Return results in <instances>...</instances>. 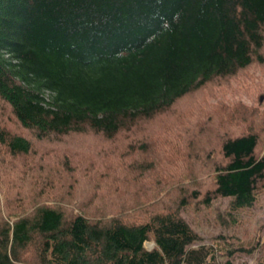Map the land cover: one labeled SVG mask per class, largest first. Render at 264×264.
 Masks as SVG:
<instances>
[{
	"label": "trees",
	"instance_id": "1",
	"mask_svg": "<svg viewBox=\"0 0 264 264\" xmlns=\"http://www.w3.org/2000/svg\"><path fill=\"white\" fill-rule=\"evenodd\" d=\"M252 67L264 75V0H0V160L36 187L32 203L21 190L9 202L0 175V264H214L181 210L215 198H228L231 213L255 203L263 96L251 106L219 98L221 114L184 132V157L196 164L203 153L211 169L179 167L156 122ZM78 134L118 157L102 153L105 170L63 177L57 190L45 173L53 149L37 144ZM112 169L127 177L106 183Z\"/></svg>",
	"mask_w": 264,
	"mask_h": 264
},
{
	"label": "rangeland",
	"instance_id": "2",
	"mask_svg": "<svg viewBox=\"0 0 264 264\" xmlns=\"http://www.w3.org/2000/svg\"><path fill=\"white\" fill-rule=\"evenodd\" d=\"M259 95H262L263 99L261 103H257V106L263 110L264 75L262 76L256 67L249 69L248 74L245 76L228 78L225 83L217 80L212 85L189 96L185 102L184 100L179 102L169 114L161 116L156 122V128L160 134L159 138L165 139L163 143L169 146L170 153H179V167L189 168L198 165L203 161V153L196 164H192V161L187 156L184 157V153H182L184 147L179 140L183 137L184 132L189 130L188 135H191V132L195 133V131H200L201 133L202 129L208 126L207 120H210V116L214 115L212 111L221 114L222 108L219 104H215L219 98L232 103L240 102L251 106L256 105L252 97L257 98ZM198 101L201 103L198 104ZM209 104L211 105L209 106ZM198 110H200L198 116L194 115ZM201 113L202 116L200 117ZM8 125L12 129L18 130L14 123L9 122ZM66 137L62 141L50 139L37 144L39 152L41 148H44L41 149L42 151L53 149L52 155L50 153V155L46 156L50 170L49 172L46 170L45 173L47 172V177H55L54 182L57 190L65 189L67 186V182L64 183L65 180L62 179L63 177L67 178L68 175H72L78 178L84 171L93 173L94 171L105 170L100 162V158L104 156L102 153H106L109 157H118L110 154L108 151L110 144L97 136L78 134ZM189 152L193 154L190 148ZM174 158L177 161L176 155ZM1 160L3 164H0V175L2 174V177L6 178L8 189L6 197H8L9 202H12L17 195V191L21 190L26 193L25 203H32V196L36 187L24 181L19 182L20 173L14 172L12 174L9 167L5 164V160ZM63 161L69 163L72 169L71 172L66 170V167L62 164ZM204 163L207 164L206 167L208 169H211L208 165V160L206 162L203 161ZM161 170L164 171V169ZM180 170L184 173V169ZM110 172L112 177L108 178L106 183L107 181L118 183L124 177H127L125 170L117 181V171L112 169ZM4 173L6 176H4ZM142 180H144V177ZM194 181L195 179L190 180V182L185 180L184 185L194 183ZM197 181L208 185L207 177H201ZM207 185L204 187H207ZM106 189L104 188L103 190L105 191ZM0 192L2 193L3 191L0 190ZM175 195L176 193H173L171 197ZM0 197L2 198L1 194ZM46 198L49 201L52 199ZM116 198L123 200L128 198V194L121 193ZM57 200L55 199V201ZM228 201V198H215L211 200L209 205L199 203L200 201H189L184 205L181 214L199 236L194 246L199 244L211 246L214 264H224L228 258L233 264H264V187L258 189L256 201L251 207L231 213L228 209ZM63 203L66 205L72 204L70 201ZM144 244L147 249L153 247V242L151 241H146ZM230 251H232V254L228 255Z\"/></svg>",
	"mask_w": 264,
	"mask_h": 264
}]
</instances>
